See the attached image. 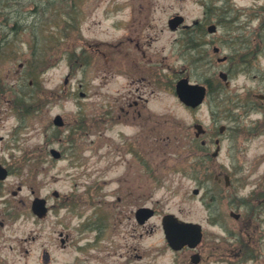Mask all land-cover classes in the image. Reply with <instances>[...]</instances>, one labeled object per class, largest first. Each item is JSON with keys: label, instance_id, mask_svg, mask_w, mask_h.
I'll return each mask as SVG.
<instances>
[{"label": "rangeland", "instance_id": "rangeland-1", "mask_svg": "<svg viewBox=\"0 0 264 264\" xmlns=\"http://www.w3.org/2000/svg\"><path fill=\"white\" fill-rule=\"evenodd\" d=\"M177 14L190 26L208 19L173 31ZM143 55L154 64L152 118L120 120L121 97L140 85L129 81L147 70ZM179 75L210 89L199 109L176 96ZM0 87V160L13 177H34L41 196L77 192L50 197L44 240L59 264H192V252L167 245V211L203 226L200 264H264V0H0ZM195 124L206 136L196 139ZM133 135L141 158L129 171L122 141ZM124 174L131 183L112 182ZM120 185L155 215L138 224L132 201L108 194Z\"/></svg>", "mask_w": 264, "mask_h": 264}, {"label": "flooded vegetation", "instance_id": "flooded-vegetation-1", "mask_svg": "<svg viewBox=\"0 0 264 264\" xmlns=\"http://www.w3.org/2000/svg\"><path fill=\"white\" fill-rule=\"evenodd\" d=\"M132 40H135V38L128 39V41L131 42ZM126 41L127 39H122L121 43ZM119 45L121 44L119 43ZM134 45L135 49L139 50L141 48L140 40L134 42ZM103 55L106 57V54ZM164 59L165 91L168 94V45ZM142 60L149 61L148 63H140L144 66L146 64V69L147 67H154L152 58L148 59L147 55H143ZM137 67H140V65L138 64ZM145 73H148L147 76H144ZM145 73L143 72V76L137 79L131 78V81H129L132 85L133 83L140 85L136 86V88L132 91L121 97L120 120H144L146 122H150L152 116L147 110L151 97L148 95H152L153 92L148 89L152 88L153 85H155V82L152 80L153 74L151 73V69L145 70ZM180 77L181 75H179L177 79H180ZM1 87L0 96L5 97L6 94L1 91ZM2 90L5 89L2 88ZM137 137L138 136L136 135L124 137L122 141V146L126 149V154L129 156L133 155L132 160H127L125 155L121 157L123 161L125 160L124 163L128 165L129 171L137 164L140 166L141 156L139 138ZM11 139L12 137H10V140ZM206 144L203 145V147H205ZM150 155V149H143L142 156L144 158L148 159V156ZM0 166L2 169L0 175V264H17L22 260H25V264H30V260H33L31 264H59L58 258H55L49 249L51 246L49 241L46 242L44 240V221L49 218V215L54 209V205L50 203L51 196L55 198L71 197L75 196L77 192L73 190L69 195H62V193L54 190L51 194L48 193L45 196H41L39 193V188L41 187L34 184V177H20L16 175V177H13V174H15L13 170L14 167L12 166V163H8L7 160H0ZM104 182L105 180L101 182L102 186L104 185ZM112 182L126 184L127 182L131 183V180L129 175L124 174L120 176V178H114ZM25 188L30 191L29 195H24L23 190ZM134 188L135 187L124 188L120 185L117 189H110V192L106 193L111 195H120L117 199L119 203H122L123 201L130 203L132 201L133 207L136 206L135 210L132 211L133 216L135 217L136 222L140 224L138 215L141 207L139 205V198L135 197L137 190ZM101 190H103V188ZM250 200L253 201L252 199ZM36 203L41 205L39 210L40 213H36ZM259 204L260 206L264 205V198L261 202H259ZM29 215L34 222L32 225L28 224V221L30 220ZM166 215H168V211L166 212ZM97 238H99V236H97ZM65 242L66 240L63 239V245ZM95 242H97V239ZM182 252L192 251L185 248ZM199 254L201 256V252H199ZM200 259L202 261V258Z\"/></svg>", "mask_w": 264, "mask_h": 264}, {"label": "water", "instance_id": "water-1", "mask_svg": "<svg viewBox=\"0 0 264 264\" xmlns=\"http://www.w3.org/2000/svg\"><path fill=\"white\" fill-rule=\"evenodd\" d=\"M183 20L184 19L182 17H177L176 19L172 20L170 23L171 28L175 30L177 26L183 22ZM215 31V26H211L209 28L210 33H214ZM220 77L223 80H227V74L223 72L220 74ZM176 93L182 103L189 107L196 108L204 102L207 95V88L206 86L201 84H192L190 83L188 78H184L177 83ZM54 122L58 126H63V121L60 116H58ZM196 129L198 130L197 137L204 133L201 125H197ZM53 154L56 157H58L59 155L56 151H53ZM217 154L218 150L214 154V156H217ZM1 172L2 171L0 170V175ZM194 193L198 194L199 190H195ZM40 207L41 205L37 203V213H40ZM139 216L140 222L144 223L146 220L153 216V211L150 209H142ZM236 218H239V215H237ZM163 228L170 246L176 251L183 249L185 246H188L192 249L196 248L201 243L203 238L202 226L200 224L182 221L174 215H168V217H164ZM199 262L200 256L193 255L192 263L198 264Z\"/></svg>", "mask_w": 264, "mask_h": 264}, {"label": "trees", "instance_id": "trees-1", "mask_svg": "<svg viewBox=\"0 0 264 264\" xmlns=\"http://www.w3.org/2000/svg\"><path fill=\"white\" fill-rule=\"evenodd\" d=\"M207 19L208 18H206V20H204V22L203 23H205L206 21H207ZM221 21H223V22H225V21H227L226 19H222ZM68 22H69V24L71 25L72 23L71 22H73V20H68ZM202 23V24H203ZM15 25H16V27L15 26H13V28H11V32L13 33V35H17V34H19L18 33V30H19V25H18V23L16 22L15 23ZM200 26V25H199ZM200 31V30H199ZM260 37H258V40L260 41V39H259ZM262 40H263V37L261 38ZM257 48V47H256ZM259 48V47H258ZM248 55V54H247ZM253 55H255V54H253ZM243 58V59H242ZM241 59L239 58V62H240V60H243V61H246V59L247 58H245V56H243Z\"/></svg>", "mask_w": 264, "mask_h": 264}]
</instances>
